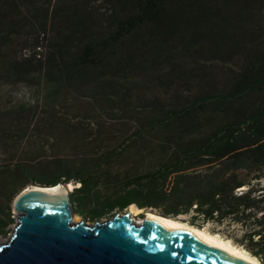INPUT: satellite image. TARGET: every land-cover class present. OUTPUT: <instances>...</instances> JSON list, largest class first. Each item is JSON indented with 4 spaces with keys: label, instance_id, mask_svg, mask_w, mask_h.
Wrapping results in <instances>:
<instances>
[{
    "label": "trees",
    "instance_id": "obj_1",
    "mask_svg": "<svg viewBox=\"0 0 264 264\" xmlns=\"http://www.w3.org/2000/svg\"><path fill=\"white\" fill-rule=\"evenodd\" d=\"M101 1L105 7L92 0H0V32L14 13L24 20L16 24L36 28L33 51L11 66L20 80L43 72L55 90L83 89L92 99L120 103L140 125L126 140H141L158 159L141 172L111 173L130 144L90 143L83 160L3 167L5 188L21 177L26 184L78 183L70 193L74 213L88 209L91 217L134 204L176 219L191 214L190 225L230 219L246 227L242 245L264 264V4ZM228 62L231 69L218 66ZM136 82L156 84L165 95H138L133 105ZM146 136L157 143L145 144ZM7 223L0 217V230Z\"/></svg>",
    "mask_w": 264,
    "mask_h": 264
},
{
    "label": "rangeland",
    "instance_id": "obj_2",
    "mask_svg": "<svg viewBox=\"0 0 264 264\" xmlns=\"http://www.w3.org/2000/svg\"><path fill=\"white\" fill-rule=\"evenodd\" d=\"M92 1H94V6L100 7L102 5L105 7L101 0ZM260 2L264 4V0H260ZM20 16V13H14L8 17L10 23H8L9 26L7 24L8 28L3 23L5 27L2 25L0 32L4 33L5 29L7 31L5 40L0 42V128L2 127L5 131L11 127L8 132L0 134V217H4V221L6 219L8 221L7 225L0 230V244L7 242L17 224L18 213L13 209L14 199L29 184H34L32 182L26 184V178L21 177L13 180L12 184L5 188L6 184L1 180L4 179L1 174L3 167L12 169L21 163H28L39 168L52 165L51 161L59 159L83 160L87 157L84 153H89L91 148L89 146L92 143H95L92 145L130 144L131 148L126 150L123 158L116 160L108 169L111 173L125 170L141 172L149 167L155 159H158L156 152L155 154L152 153L153 159L148 150L143 151L141 140H126L129 135L126 132L130 133V130L132 131L140 125L137 117L129 109L121 106L120 103L113 105L115 102L112 100L92 99L86 92H83L85 91L83 89L64 88L55 90L54 83L47 80L43 72L30 73L21 80L17 78L16 69L11 66V63L24 58V53L32 52L36 41V33H34L36 28L32 27V31L28 30V26L21 27L22 25L16 24L23 23V19L19 22ZM13 23L19 27L16 32L9 29ZM38 39L43 41L41 50L43 53H47L46 41L42 40L41 37ZM234 62L218 63V66L226 69L230 67L231 69ZM236 63L238 64L237 61ZM139 76V73L135 74V78H139ZM224 79L225 76L223 75L216 77L219 84ZM132 87L135 89L131 93L135 99L133 105L137 102L136 96L138 95H148L151 98L154 96L162 98L165 95V89L156 87V84L143 86L136 82ZM149 113L147 112V114ZM98 129L101 133L96 135L94 131ZM95 138H99V140L92 142ZM145 138L147 140L145 144L157 143L158 141L150 136ZM260 183L264 185V179ZM73 184L75 187L78 186V183ZM105 191L108 190L104 188L101 190L102 193ZM8 209L11 220L7 218ZM72 209H75L73 203ZM126 209L116 207L97 217H91L88 209H86L83 213H75L74 217L77 218V221L84 220L92 225L97 220L110 219L117 213L125 212ZM147 210L156 213L155 210L143 208L136 215L135 220L140 221ZM190 215H181L177 219L189 224ZM73 221L76 220L73 218ZM201 222L198 219L200 225L193 226L229 241L252 255L242 245L241 239L246 227L240 222H234L230 219L222 223Z\"/></svg>",
    "mask_w": 264,
    "mask_h": 264
},
{
    "label": "water",
    "instance_id": "obj_3",
    "mask_svg": "<svg viewBox=\"0 0 264 264\" xmlns=\"http://www.w3.org/2000/svg\"><path fill=\"white\" fill-rule=\"evenodd\" d=\"M69 183V182H68ZM68 183L65 193L29 189L13 201L17 224L0 244V264H254L199 239L129 211L92 225L73 221ZM48 186V185H44Z\"/></svg>",
    "mask_w": 264,
    "mask_h": 264
},
{
    "label": "bare ground",
    "instance_id": "obj_4",
    "mask_svg": "<svg viewBox=\"0 0 264 264\" xmlns=\"http://www.w3.org/2000/svg\"><path fill=\"white\" fill-rule=\"evenodd\" d=\"M31 186H34L33 189H39V190H44V191H51L54 192L56 194H60V193H65V190L63 189V187L61 186V184L58 185H49V186H44V185H38V184H29L25 189H29L31 188ZM74 184L69 182L68 183V187L67 190L68 192L71 191L74 188ZM126 211L130 212L131 217L134 219V221L136 223H141L144 219L150 220V221H155L156 223H161L166 225L169 228H180V229H185L188 232L192 233L194 236H196L199 239L205 240L206 242H208L211 245H214L220 249H222L223 251L231 254V255H236V256H242L247 258L248 260H250L251 262H253L254 264H261L260 262H258L253 256L249 255L248 253H246L245 251H243L241 248L233 245L232 243H230L229 241H226L220 237L214 236L212 234L207 233L206 231H204L202 228L187 224L181 220H178L176 218H172V217H168V216H164L152 211H146L145 214L142 216V219H140V221H136L135 217L136 215H138L141 212V209L138 208L136 205L132 204L130 205ZM74 220L77 221V218L73 217ZM79 220V219H78Z\"/></svg>",
    "mask_w": 264,
    "mask_h": 264
},
{
    "label": "flooded vegetation",
    "instance_id": "obj_5",
    "mask_svg": "<svg viewBox=\"0 0 264 264\" xmlns=\"http://www.w3.org/2000/svg\"><path fill=\"white\" fill-rule=\"evenodd\" d=\"M72 202V201H71Z\"/></svg>",
    "mask_w": 264,
    "mask_h": 264
}]
</instances>
